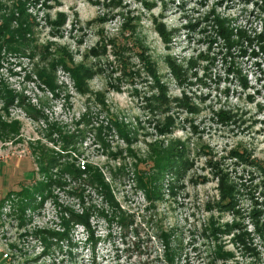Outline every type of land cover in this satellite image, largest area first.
I'll use <instances>...</instances> for the list:
<instances>
[{"label": "rangeland", "instance_id": "obj_1", "mask_svg": "<svg viewBox=\"0 0 264 264\" xmlns=\"http://www.w3.org/2000/svg\"><path fill=\"white\" fill-rule=\"evenodd\" d=\"M20 6L27 41L0 50V264H264V0H0V26ZM171 146L184 178L138 185Z\"/></svg>", "mask_w": 264, "mask_h": 264}, {"label": "trees", "instance_id": "obj_2", "mask_svg": "<svg viewBox=\"0 0 264 264\" xmlns=\"http://www.w3.org/2000/svg\"><path fill=\"white\" fill-rule=\"evenodd\" d=\"M22 8H23L22 6L19 7V15H20L19 17L15 16V15H11V16H7L4 18V23L2 26H0V50H1L3 44H17V43H20L22 40L24 42L27 41L26 33L29 31L28 22H27L28 15L22 10ZM14 21H17V23L21 22V24L25 23V25H26L25 28H21L20 30L19 29L18 30H12L11 27H12V24ZM222 33L227 34L229 32L225 29H222ZM16 36L19 37V41L15 40ZM262 38H264V37H262ZM262 43H264V41H262ZM63 63L65 64L66 67L68 66L67 62H63ZM68 70L76 78H79L80 75H83L85 72V71L78 69L77 66H72ZM162 100H164L163 105H166L167 99L165 98ZM115 120H112L113 127L118 132L124 133V129L126 128V126L119 124ZM171 125L172 124L170 123L169 126H171ZM162 131H164V130L161 129V132ZM101 132H103V130ZM177 150L178 149H176L175 146H171L170 148H168L166 150H161L160 152H158L159 156H157V151H156L154 153L152 159H150V164L152 165L151 168H152L153 175L142 173V171H137L136 172L137 177H139L138 178V185H142V187H144V188L148 187V185H155L156 186V184H159V182H161V181L158 180V178L155 179L154 177H159L160 179H162L163 176H165L166 173H168V172H171L174 175V178L179 180V181L181 179H183L185 174H186L185 171L189 166V161L186 159L183 152H180L179 150H178L179 151L178 152ZM161 156H166L167 158H164ZM52 159H54V158H52ZM93 168L94 167H92V166H87L82 170L79 167L76 168V166L74 164H71V163L66 166V169H67L68 174L70 176L74 177L75 179H77L80 176H86L89 184L96 189L103 190L104 194H106L110 200L112 198L110 188L105 183L103 175L100 173V171L98 169H93ZM144 174L150 175L152 178H148L147 180H145V178L143 177ZM53 183H57V182H53ZM24 193H26V192H24ZM27 195H30V193H28ZM82 223L86 227H88V229H90L89 228V225H90L89 218H85V220ZM122 223H124L123 220H121L120 224L123 225Z\"/></svg>", "mask_w": 264, "mask_h": 264}]
</instances>
